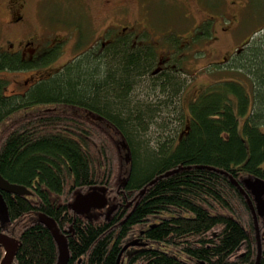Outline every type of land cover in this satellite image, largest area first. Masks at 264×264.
Instances as JSON below:
<instances>
[{
    "label": "trees",
    "instance_id": "obj_1",
    "mask_svg": "<svg viewBox=\"0 0 264 264\" xmlns=\"http://www.w3.org/2000/svg\"><path fill=\"white\" fill-rule=\"evenodd\" d=\"M153 59L116 46L65 65L27 98L6 95L0 78V174L32 192L2 193L0 232L21 243L12 264H57L42 216L66 236L68 264H117L134 240L142 245L120 264H264V217L244 183L264 180V45L243 59L253 79L234 81L228 71L189 99L179 132L154 145L149 127L159 106L177 107L183 83L176 74L152 78ZM18 63L2 58L0 69ZM142 84L147 97L170 101L138 98ZM38 102L50 108L4 124ZM95 189L107 206L76 214L74 198ZM4 256L0 245V263Z\"/></svg>",
    "mask_w": 264,
    "mask_h": 264
},
{
    "label": "flooded vegetation",
    "instance_id": "obj_2",
    "mask_svg": "<svg viewBox=\"0 0 264 264\" xmlns=\"http://www.w3.org/2000/svg\"><path fill=\"white\" fill-rule=\"evenodd\" d=\"M41 1L0 0V32H8L0 36V59L20 63L15 69L0 71L11 70L25 77L14 81L15 88L6 94L10 97L27 98L40 83L54 79L65 65L87 56H106L111 49L124 45L151 52L154 79L178 76L191 70L197 60L215 65L223 73L229 71L234 81H248L253 79V72L244 67L243 59L264 45V10L252 5L251 0H90L103 8L100 25L92 29L84 24L87 20L82 11L77 15L73 9L64 10L68 1L72 8L78 7L73 3L79 0H56L61 12L54 19ZM134 3L136 16L132 11L127 14ZM176 20L188 24L181 33L173 28ZM68 51L72 57L66 59ZM206 86L193 83L186 89L183 85L181 108L187 112L189 99L203 93ZM27 108L47 110L50 104L29 103L24 105Z\"/></svg>",
    "mask_w": 264,
    "mask_h": 264
},
{
    "label": "rangeland",
    "instance_id": "obj_3",
    "mask_svg": "<svg viewBox=\"0 0 264 264\" xmlns=\"http://www.w3.org/2000/svg\"><path fill=\"white\" fill-rule=\"evenodd\" d=\"M32 3H38L37 0H32ZM42 5V7H47V14H49V17L54 19L53 17L55 16H60V5L57 3V1L55 0H42L40 2ZM71 1H68L65 4V7L67 9L68 12H71V9H73V11L75 13H77V15L81 14V11L83 12V14L86 17V21H84V24L88 26L89 29L92 28H96L98 25H100V19L102 16V5L98 2V1H77L74 2L73 5H78L73 7L71 6ZM252 5H254L256 8L259 9H263L264 10V0H251ZM132 11V15L134 14L136 16V12H137V7L136 4L134 3L131 6V10H129L127 12V14L131 13ZM75 15V14H74ZM68 19L71 18V16L67 15ZM1 19V18H0ZM35 21V20H34ZM81 22V21H80ZM172 23V22H171ZM174 24V25H173ZM173 28L178 30L180 33L182 32V28L188 24H186L185 22H183V20H176L173 21L172 23ZM8 34V32H0V36L2 35H6ZM72 54L70 51L67 52L66 54V59L71 58ZM196 64L194 67H190L191 70L188 71H181V73L178 74V76H176L177 80L179 82H182L184 86H186L185 88H191V85L193 83L200 84L202 86L205 85H210L211 83H214L216 81L219 80H225V79H229V75H228V71L226 72H222L220 71L219 67L217 66H211V65H207L205 63L202 64V62H198L197 60ZM206 67V68H205ZM202 68V69H200ZM216 68V69H215ZM204 69V70H203ZM216 71H215V70ZM204 71V72H203ZM4 78L5 80V85H6V93H11L10 91L12 89L15 88V84L14 81H20L23 80L25 77L23 75H20V73H16L14 71H0V78ZM1 78V79H2ZM146 88H149V91H152L150 89V87L148 86V84H142L140 86V88L136 89L135 94L137 95L138 98L141 99H148V100H152L156 101V100H162V102L164 101H170L169 99H167L166 97L160 95V96H155V97H147L146 93ZM185 91H181L176 98L174 99V105H176L177 107L172 108L171 106H173V103H171V105L168 107L167 105H165L164 107L159 106V112L156 115V118H154L153 123H151L150 127H149V132H148V138L151 142V144H156L158 141H166L169 137L171 136H175L174 134L178 133L180 128H182V121L180 119V115H185L187 114L186 111H184V109L181 108V99L183 97V93ZM161 94V93H160ZM21 97V96H19ZM57 108H60L59 106H56ZM38 109V108H37ZM37 109H21L20 112H18L17 114H15L14 116H10L7 117V119L5 120L4 124L7 122H11L12 119L14 118H19L24 116V112L26 111H35ZM60 109H65L64 107H61ZM68 110H71L70 108H66ZM74 110V108L72 109ZM175 110V111H174ZM82 112V111H81ZM85 113V112H83ZM90 115V118L92 119L93 116L92 114H88ZM181 121V122H180ZM1 128V126H0ZM262 130L264 131V127H262ZM97 191V190H95Z\"/></svg>",
    "mask_w": 264,
    "mask_h": 264
},
{
    "label": "water",
    "instance_id": "obj_4",
    "mask_svg": "<svg viewBox=\"0 0 264 264\" xmlns=\"http://www.w3.org/2000/svg\"><path fill=\"white\" fill-rule=\"evenodd\" d=\"M244 183L246 188L251 191L255 199L258 215L264 217V180L260 178H248L245 179ZM95 190L88 193L78 194L74 198L71 208L76 214H89L92 210H101L107 206L108 199L105 193L99 189ZM3 192L22 196H29L32 192L25 186L10 183L0 174V218L3 222H5L8 219V213L6 203L2 195ZM41 222L53 230V235L57 242L59 251L57 264H68L70 256L66 236L60 233L57 228V224L53 219L42 216ZM20 244V241L16 238L0 232V245L5 248V256L0 264H12ZM138 245L142 244L137 240L128 242L121 251L117 264H120L122 254L125 250Z\"/></svg>",
    "mask_w": 264,
    "mask_h": 264
}]
</instances>
